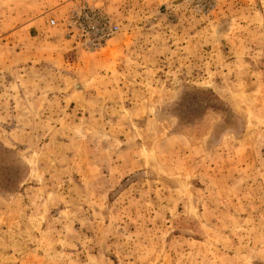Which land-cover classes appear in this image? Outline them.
Wrapping results in <instances>:
<instances>
[{"label": "rangeland", "instance_id": "obj_1", "mask_svg": "<svg viewBox=\"0 0 264 264\" xmlns=\"http://www.w3.org/2000/svg\"><path fill=\"white\" fill-rule=\"evenodd\" d=\"M78 1L0 0V264H264V0Z\"/></svg>", "mask_w": 264, "mask_h": 264}, {"label": "built area", "instance_id": "obj_2", "mask_svg": "<svg viewBox=\"0 0 264 264\" xmlns=\"http://www.w3.org/2000/svg\"><path fill=\"white\" fill-rule=\"evenodd\" d=\"M77 4L67 24L77 30L78 37L88 48L99 49L118 31L119 26L99 6L87 0H80ZM56 23L54 18L49 20L50 26H55Z\"/></svg>", "mask_w": 264, "mask_h": 264}]
</instances>
